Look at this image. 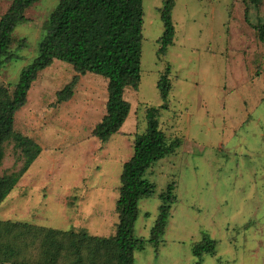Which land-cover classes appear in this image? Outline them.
<instances>
[{
	"label": "rangeland",
	"instance_id": "rangeland-1",
	"mask_svg": "<svg viewBox=\"0 0 264 264\" xmlns=\"http://www.w3.org/2000/svg\"><path fill=\"white\" fill-rule=\"evenodd\" d=\"M58 1L40 0L26 11L12 45L18 58L1 70L0 85L14 84L36 57ZM174 1L175 37L165 55L157 53L162 0L142 1L140 82L125 91L129 115L107 142L90 136L105 113L104 79L82 76L72 99L57 104V92L72 80L70 65L55 61L40 73L14 122L40 154L24 185L19 180L0 205V220L112 235L121 167L146 130V108L162 104L157 81L167 70L168 106L158 123L173 151L144 174L153 191L139 201L134 236L148 239L160 194L171 188L174 201L166 242L146 243L135 264H196L192 246L203 237L215 250L201 264H264V44L254 30L264 25V0L257 8L249 0ZM11 2L0 0V18ZM17 155L6 145L0 175L21 167Z\"/></svg>",
	"mask_w": 264,
	"mask_h": 264
},
{
	"label": "trees",
	"instance_id": "trees-1",
	"mask_svg": "<svg viewBox=\"0 0 264 264\" xmlns=\"http://www.w3.org/2000/svg\"><path fill=\"white\" fill-rule=\"evenodd\" d=\"M40 0H12L0 18V72L18 55L12 51L17 27L26 22L25 13ZM143 0H59L43 26L37 44V55L23 67L12 85H0V166L6 145L13 144L21 167L0 175V205L13 191L40 154L33 142L14 128L17 111L27 103L28 93L40 73L62 61L70 65L73 76L69 84L57 92L56 103L72 99L73 88L88 73L101 76L106 84L105 113L91 129L90 136L105 143L119 133L125 123L130 104L124 98L128 88L137 89L140 82V41ZM259 7L260 0H249ZM174 0H162L159 8L163 33L159 38V55H165L175 37L172 21ZM247 14V8L245 15ZM257 39L264 44V25L254 27ZM26 42L17 41L19 49ZM17 47V48H18ZM171 88L167 70L157 81L162 101L159 107L145 110L146 130L135 135L132 155L121 167L118 198L115 203L117 221L110 236H95L86 230H61L27 222L0 220V264H134L136 251L146 243L159 245L170 217L174 196L169 188L160 194L158 214L148 239L136 238L134 229L139 215V201L149 197L153 185L144 174L152 163L173 151L165 145L159 129V111L168 106ZM215 242L208 237L193 244L196 264L203 254H211Z\"/></svg>",
	"mask_w": 264,
	"mask_h": 264
},
{
	"label": "crops",
	"instance_id": "crops-1",
	"mask_svg": "<svg viewBox=\"0 0 264 264\" xmlns=\"http://www.w3.org/2000/svg\"><path fill=\"white\" fill-rule=\"evenodd\" d=\"M30 170V168L28 169V171ZM26 174V173H25ZM24 174V175H25ZM24 175L22 176V178L20 179V185H24ZM15 188V187H14ZM14 190V189H13ZM20 192V191H19ZM12 193V192H11ZM10 193V194H11ZM9 196H11V195H9ZM170 218V217H169ZM117 220V219H116ZM168 222H169V219H168ZM136 226V225H135ZM167 227H169L168 226V223H167ZM166 227V228H167ZM151 229V228H150ZM150 229H149V231H148V234H149V232H150ZM135 230V229H134ZM165 233H166V230H165ZM165 233H164V235H165ZM163 235V237H162V241H161V243H165L166 242V239L164 238L165 236ZM149 237V236H148ZM140 238H144V237H140ZM232 240H234V238L232 237ZM160 245V244H159ZM142 251V253L145 251L144 249L143 250H141ZM135 256H136V253L134 254V264H135Z\"/></svg>",
	"mask_w": 264,
	"mask_h": 264
}]
</instances>
